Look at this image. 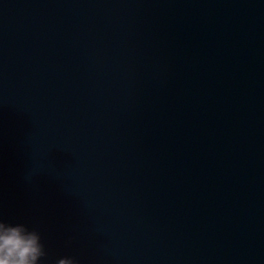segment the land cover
Listing matches in <instances>:
<instances>
[{
	"label": "water",
	"instance_id": "1",
	"mask_svg": "<svg viewBox=\"0 0 264 264\" xmlns=\"http://www.w3.org/2000/svg\"><path fill=\"white\" fill-rule=\"evenodd\" d=\"M0 220L41 264H264V0H0Z\"/></svg>",
	"mask_w": 264,
	"mask_h": 264
},
{
	"label": "clouds",
	"instance_id": "2",
	"mask_svg": "<svg viewBox=\"0 0 264 264\" xmlns=\"http://www.w3.org/2000/svg\"><path fill=\"white\" fill-rule=\"evenodd\" d=\"M45 256V246L36 230L0 220V264H41V258ZM56 264L79 262L71 257H62Z\"/></svg>",
	"mask_w": 264,
	"mask_h": 264
}]
</instances>
